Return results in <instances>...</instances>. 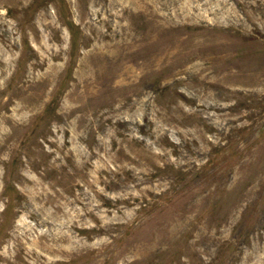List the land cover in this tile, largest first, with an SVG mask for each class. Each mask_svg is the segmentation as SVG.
I'll return each mask as SVG.
<instances>
[{"label":"rangeland","instance_id":"rangeland-1","mask_svg":"<svg viewBox=\"0 0 264 264\" xmlns=\"http://www.w3.org/2000/svg\"><path fill=\"white\" fill-rule=\"evenodd\" d=\"M0 264H264V0H0Z\"/></svg>","mask_w":264,"mask_h":264}]
</instances>
